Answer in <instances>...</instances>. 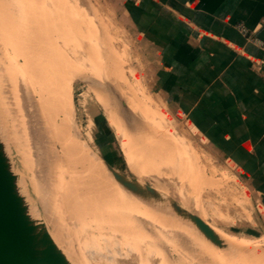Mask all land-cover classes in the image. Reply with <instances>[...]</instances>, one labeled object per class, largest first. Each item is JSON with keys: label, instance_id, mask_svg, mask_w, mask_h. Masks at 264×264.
Segmentation results:
<instances>
[{"label": "rangeland", "instance_id": "rangeland-1", "mask_svg": "<svg viewBox=\"0 0 264 264\" xmlns=\"http://www.w3.org/2000/svg\"><path fill=\"white\" fill-rule=\"evenodd\" d=\"M124 1L0 0V139L21 193L71 264H264L252 248L264 251L263 208L234 164L166 101L159 54ZM42 58L55 79L78 66L85 74L71 82L65 134L41 117ZM101 156L228 234L219 233L228 249L204 236L191 244L181 228L198 233L193 224L124 187ZM244 237L261 243H230Z\"/></svg>", "mask_w": 264, "mask_h": 264}, {"label": "crops", "instance_id": "crops-1", "mask_svg": "<svg viewBox=\"0 0 264 264\" xmlns=\"http://www.w3.org/2000/svg\"><path fill=\"white\" fill-rule=\"evenodd\" d=\"M124 4L159 54L166 101L234 164L264 210V0Z\"/></svg>", "mask_w": 264, "mask_h": 264}, {"label": "water", "instance_id": "water-1", "mask_svg": "<svg viewBox=\"0 0 264 264\" xmlns=\"http://www.w3.org/2000/svg\"><path fill=\"white\" fill-rule=\"evenodd\" d=\"M101 159L106 170L124 187L158 208L167 204L177 216L193 224L209 242L228 249L215 229L199 215L167 199L151 185L141 183L127 173H119L103 156ZM18 180L0 139V264H71L45 223L34 216Z\"/></svg>", "mask_w": 264, "mask_h": 264}, {"label": "bare ground", "instance_id": "bare-ground-1", "mask_svg": "<svg viewBox=\"0 0 264 264\" xmlns=\"http://www.w3.org/2000/svg\"><path fill=\"white\" fill-rule=\"evenodd\" d=\"M44 53H46V52H44ZM44 59H46V56H45ZM44 59L42 60L43 61L42 62L43 67L46 66L47 64H49V63L46 62V61H49V60H44ZM37 64L39 65V63H37ZM26 65H28V64H26ZM72 66H73V64H72ZM79 67L80 66H78V68L74 69L73 71H69V73H68V70L67 71H64V68H61L60 69L61 73H63V71H64V73L61 74V75L59 73V77L56 78V79L53 78V75L55 73L54 72L55 69L53 67H50V68L49 67H44L43 69L41 68L42 70L40 69L42 71V74L40 75V78H45V80H47V81H44L43 83H41V87H40V93H41V95H40V101L38 103L39 110H40V113H41V117L44 118L45 125H47V126L49 125L50 127H52V130H54L55 132H57L58 135L65 134V132H63V131L61 132L62 129H60V126H62L63 123H66V122H64L65 120H67V119L68 120H71L72 119V115L74 113L73 112L74 111L73 110L74 108H73V103H72V96H71L72 95L71 94V82L76 77H78V76H81V77L85 76V74L83 73L84 71L81 70V69H79ZM51 78H53V79H51ZM84 78H86V77H84ZM91 85H93V84H91ZM94 94H96V97L98 98V100L100 102H102V97H101L100 93L97 92V89H96V93H94ZM60 117H62L61 118V122L62 121L63 122L58 125L57 124V121H58L57 119H60ZM42 121H43V119H42ZM69 122H71V121H69ZM74 123L75 122H73V124ZM69 127H70V125H69ZM76 130H77V127H76ZM71 131H72V129H71ZM127 155H130V154L127 153ZM128 159H129V157L127 158V160ZM181 229H182V232L184 234H186L185 236L190 240V243L191 244L195 243L196 241H198L199 239H201L203 237V235H201V232H198V233L196 232L197 233L196 234L189 227L182 226ZM216 233L220 236V234L217 231H216ZM53 238H54V236H53ZM220 238L222 239L223 244L227 247L228 244L225 242V240L222 238V236H220ZM237 239L235 241H231L230 243H232L234 245V247H243V245H245V244L241 240H238L237 241ZM54 240L56 242V239L55 238H54ZM196 244H197V242H196ZM252 248H253V250L256 253L263 254V256H264V251H258V248H259L258 246L257 247H253L252 246Z\"/></svg>", "mask_w": 264, "mask_h": 264}, {"label": "trees", "instance_id": "trees-1", "mask_svg": "<svg viewBox=\"0 0 264 264\" xmlns=\"http://www.w3.org/2000/svg\"><path fill=\"white\" fill-rule=\"evenodd\" d=\"M105 158V157H104ZM106 159V158H105ZM107 160V159H106ZM107 161H109V160H107ZM110 162V161H109ZM111 163V162H110Z\"/></svg>", "mask_w": 264, "mask_h": 264}]
</instances>
